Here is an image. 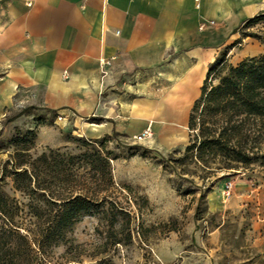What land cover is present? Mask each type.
<instances>
[{"label":"crops","instance_id":"crops-1","mask_svg":"<svg viewBox=\"0 0 264 264\" xmlns=\"http://www.w3.org/2000/svg\"><path fill=\"white\" fill-rule=\"evenodd\" d=\"M260 14L264 0H0V130L23 108L39 147L145 130L149 149L184 145L208 66ZM36 108L74 124L36 126Z\"/></svg>","mask_w":264,"mask_h":264},{"label":"rangeland","instance_id":"rangeland-1","mask_svg":"<svg viewBox=\"0 0 264 264\" xmlns=\"http://www.w3.org/2000/svg\"><path fill=\"white\" fill-rule=\"evenodd\" d=\"M239 33L248 37L229 51L232 64L264 51V20ZM21 109L1 123L0 179L16 149L10 139L23 137L34 126L32 118L15 115ZM30 113L52 117L39 108ZM58 116L52 123L74 124L73 118L60 116L58 120ZM61 137V147L48 148L39 147L36 136L28 155L35 158L47 150L76 155L79 149H90L76 139H102H92L81 131ZM187 144L188 136L184 145L163 151L149 149L134 138L114 137L103 147L95 146L116 157L110 160L112 183L86 177L76 189L102 202L99 211L80 218L65 241L47 249L37 263L264 264V170L251 166L223 172L214 170V165L193 164L184 159ZM0 187L20 208L15 222L33 229L28 197L15 191L8 177Z\"/></svg>","mask_w":264,"mask_h":264},{"label":"trees","instance_id":"trees-1","mask_svg":"<svg viewBox=\"0 0 264 264\" xmlns=\"http://www.w3.org/2000/svg\"><path fill=\"white\" fill-rule=\"evenodd\" d=\"M263 20L264 14L247 19L238 31ZM246 37L242 33L207 68L200 95L188 118L184 159L193 164L205 168L214 165V170L223 172L251 166L264 170V51L236 64L228 57L229 51ZM51 115L49 123L56 116ZM34 120L36 126L45 123L44 116ZM36 136L34 128L21 138L10 139V145L16 149L5 163L4 168L8 169H4L0 184L8 177L13 189L28 197L26 207L30 220L34 219V228L15 222L20 208L0 187V264H38L39 256L64 242L80 218L99 211L102 202L77 191L79 181L87 177L95 182L112 183L110 160L116 157L111 158L112 153L106 149L95 148L103 147L111 137L89 142L76 139L81 146L90 148L79 149L76 155L47 150L32 158L28 152ZM53 186L57 189L53 190Z\"/></svg>","mask_w":264,"mask_h":264},{"label":"built area","instance_id":"built-area-1","mask_svg":"<svg viewBox=\"0 0 264 264\" xmlns=\"http://www.w3.org/2000/svg\"><path fill=\"white\" fill-rule=\"evenodd\" d=\"M57 119L59 120L60 116H58ZM146 138H151V133L149 130H145L143 133H141V135L134 137V140H135V142L139 143ZM229 188H231V187H229Z\"/></svg>","mask_w":264,"mask_h":264}]
</instances>
